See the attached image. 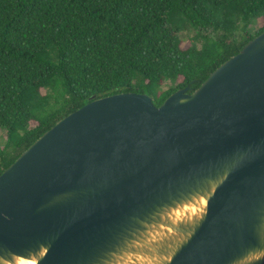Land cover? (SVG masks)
Listing matches in <instances>:
<instances>
[{"label":"water","instance_id":"1","mask_svg":"<svg viewBox=\"0 0 264 264\" xmlns=\"http://www.w3.org/2000/svg\"><path fill=\"white\" fill-rule=\"evenodd\" d=\"M18 256L264 264V31L194 90L94 95L32 142L0 174V264Z\"/></svg>","mask_w":264,"mask_h":264},{"label":"trees","instance_id":"2","mask_svg":"<svg viewBox=\"0 0 264 264\" xmlns=\"http://www.w3.org/2000/svg\"><path fill=\"white\" fill-rule=\"evenodd\" d=\"M259 18L264 0H0V174L91 96L196 89Z\"/></svg>","mask_w":264,"mask_h":264},{"label":"bare ground","instance_id":"3","mask_svg":"<svg viewBox=\"0 0 264 264\" xmlns=\"http://www.w3.org/2000/svg\"><path fill=\"white\" fill-rule=\"evenodd\" d=\"M197 200H199L201 203H206V199L204 197H197ZM194 200L193 202H188L186 204H183L176 208L175 212L177 215L183 214L184 212H195L197 210V207L195 206L196 201ZM177 219V217H175ZM4 264H36V259L35 258H26L22 256L16 257V262L11 263V262H6Z\"/></svg>","mask_w":264,"mask_h":264},{"label":"rangeland","instance_id":"4","mask_svg":"<svg viewBox=\"0 0 264 264\" xmlns=\"http://www.w3.org/2000/svg\"><path fill=\"white\" fill-rule=\"evenodd\" d=\"M263 23H264V19L263 18H259L257 20V22L252 25V27L257 28V27L263 25ZM188 42L189 41H185L183 43L184 46H187L188 45ZM165 86H168V83ZM34 124H35V121H32V125H34ZM6 138H7V132H6V130L4 128H0V146H4L5 145ZM170 231H172V230H170ZM139 258H140V262H142L141 261V258L145 259L142 255ZM129 264H143V263H139L138 260H136V261L135 260H130V263Z\"/></svg>","mask_w":264,"mask_h":264}]
</instances>
